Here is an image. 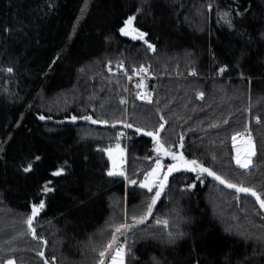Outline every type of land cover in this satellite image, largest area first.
<instances>
[{"label": "trees", "instance_id": "1", "mask_svg": "<svg viewBox=\"0 0 264 264\" xmlns=\"http://www.w3.org/2000/svg\"><path fill=\"white\" fill-rule=\"evenodd\" d=\"M228 183L264 200V0H0V264H104L125 221V264H264V208Z\"/></svg>", "mask_w": 264, "mask_h": 264}, {"label": "rangeland", "instance_id": "2", "mask_svg": "<svg viewBox=\"0 0 264 264\" xmlns=\"http://www.w3.org/2000/svg\"><path fill=\"white\" fill-rule=\"evenodd\" d=\"M131 32H136L131 26L126 27ZM85 121H89V119H84ZM233 149H234V161L236 163L237 159H239L242 163H247L248 167L250 166L251 158L254 155V148L249 139H240L239 137H235L232 140ZM115 152V153H114ZM111 154L112 159L114 160L116 166V172H118L119 158L124 152V148H118ZM237 166H239L236 163ZM240 167V166H239ZM155 170V171H154ZM162 172V162L159 160V167L157 166V162L154 164L152 169L147 173L145 178L141 181V184H148L150 187L155 186L161 179ZM148 189V188H147ZM120 233V232H119ZM109 252L111 256L104 262V264H114L113 257H115V264H120L121 256H117V252L113 249V246L110 247ZM123 264H125V257L122 255Z\"/></svg>", "mask_w": 264, "mask_h": 264}, {"label": "snow or ice", "instance_id": "3", "mask_svg": "<svg viewBox=\"0 0 264 264\" xmlns=\"http://www.w3.org/2000/svg\"><path fill=\"white\" fill-rule=\"evenodd\" d=\"M132 20H133V17H129V19L125 22V24H126L127 27H130V26H131V24H132ZM121 32H122L123 34H125V35L128 34V32L125 31V29H123V28L121 29ZM143 36H144L143 33H139L138 38L143 39ZM134 38H137V37H134ZM149 47L151 48L152 46L149 45ZM9 71H11V69H9ZM141 71H146V70H145V69H141ZM221 71H223V69H221ZM122 103H123V101H122ZM41 119H44V117H41ZM73 119H75V117H73ZM86 119H90V118H89V117H86ZM95 122H96V121H93V123H95ZM127 126H128V127H131V125H127ZM162 127H163V125H161V128H162ZM137 131H139V129H138ZM146 134H148V135H152L151 133H146ZM233 139H235V137H233ZM181 146H182V145H181ZM37 159H38V158H37ZM173 159H177V157H176V156H173ZM180 159H182V157H180ZM190 163H191L192 165L198 167L196 161H191ZM236 163H237L240 167H242V168H247V167H248V164H247V163H242L239 159H237ZM157 166L159 167V161H157ZM30 168H31V166H29L28 168H25L24 170H25V171H29ZM176 170H177V166H175V165L169 167V173H171V172H173V171H176ZM190 170L195 171V170H196V167H192ZM154 171H155V170H154ZM200 171H201V172H207L208 175H210V176H214V178H215L216 180H218V181H219L220 183H222V184L226 183L224 179H222L220 176L215 175L214 172L209 171L207 168L200 167ZM60 174H61L60 171L54 173V175H60ZM113 174H114V173H112V172H109V173H108V175H110V176L113 175ZM166 179H167V175L165 176V180H166ZM133 183H135V181H133ZM140 186H141L142 188H148L149 191H152V188H151L148 184H146V183H145V184H141ZM227 186H228L229 188H236V190H237L238 192H244V193L251 192V194H252L253 196H256V193H255L254 191H252L251 189H249V188H246V187H237L236 185L231 184V183H228ZM46 191H47V189H46ZM161 191H163V183H161V185H160V191H157L156 194H155V197H153V201H152L153 204H155L156 199L159 198V196H160V192H161ZM256 198H257V200H260L261 207L264 208V200H261L259 196H256ZM40 207L42 208V207H43V204H41ZM151 207H152V205H149V212H151ZM37 212H38V209L34 207V208H33V211H32V217H35V216L37 215ZM32 217H30L29 220L27 221V223H28L29 225H31V223H32ZM138 222H143V221H138ZM121 227H123V226H121ZM120 230H121L120 228H117V229H116L117 232H120ZM113 239L115 240V237H114ZM109 247H111V245H109ZM122 252H123V249H118V250H117V256H121L120 264H123V260H122ZM41 255H42V254H41ZM100 255L103 257V256H104V252H101ZM115 259H116V258L113 257V262H114V264H115ZM8 264H13V261L9 260V261H8ZM101 264H103V261H101Z\"/></svg>", "mask_w": 264, "mask_h": 264}, {"label": "built area", "instance_id": "4", "mask_svg": "<svg viewBox=\"0 0 264 264\" xmlns=\"http://www.w3.org/2000/svg\"><path fill=\"white\" fill-rule=\"evenodd\" d=\"M141 69H145L146 71H141ZM134 77L143 80L144 78L151 77V73H150V70L148 68L141 67L136 71ZM123 135L126 138V142H127V127H126ZM118 170H119L120 177L127 181V178H128V155H127L126 147L124 148L123 154L119 158ZM129 228H130V226L125 221V223H124V225L121 228L120 233H119L120 242L113 246V249L116 252L118 249H123L122 255L125 257V260H126V256H127L128 252H129V247H130L131 241L133 239V234L129 231Z\"/></svg>", "mask_w": 264, "mask_h": 264}, {"label": "water", "instance_id": "5", "mask_svg": "<svg viewBox=\"0 0 264 264\" xmlns=\"http://www.w3.org/2000/svg\"><path fill=\"white\" fill-rule=\"evenodd\" d=\"M131 35H133V34H131ZM125 126H126V124H124L123 127H125ZM190 162L191 161H188L186 159H182V161L177 163V164H175V166H177V170L181 169V170L190 171V169L193 167V165Z\"/></svg>", "mask_w": 264, "mask_h": 264}, {"label": "flooded vegetation", "instance_id": "6", "mask_svg": "<svg viewBox=\"0 0 264 264\" xmlns=\"http://www.w3.org/2000/svg\"><path fill=\"white\" fill-rule=\"evenodd\" d=\"M177 164V163H176Z\"/></svg>", "mask_w": 264, "mask_h": 264}]
</instances>
